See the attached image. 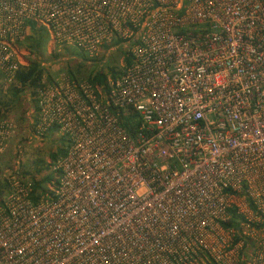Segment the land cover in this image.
Returning a JSON list of instances; mask_svg holds the SVG:
<instances>
[{
    "label": "built area",
    "instance_id": "obj_1",
    "mask_svg": "<svg viewBox=\"0 0 264 264\" xmlns=\"http://www.w3.org/2000/svg\"><path fill=\"white\" fill-rule=\"evenodd\" d=\"M28 22L88 58L119 39L131 62L107 90L43 79L30 131L66 152L36 202L4 174L0 264H264V0H0L2 89Z\"/></svg>",
    "mask_w": 264,
    "mask_h": 264
},
{
    "label": "rangeland",
    "instance_id": "obj_2",
    "mask_svg": "<svg viewBox=\"0 0 264 264\" xmlns=\"http://www.w3.org/2000/svg\"><path fill=\"white\" fill-rule=\"evenodd\" d=\"M26 32L22 42L16 46V51L25 64L32 58L25 48L27 45L26 37L31 31L28 28ZM65 48L72 50L69 47L57 48L51 42L49 34H46L37 60L49 78H54L58 74L69 76L67 73L70 72L72 77L84 80L88 74L97 70L104 72L107 67L120 70L123 65L124 49L121 44L112 47L111 50H103L96 56L95 61L83 62L80 67H76V63H80L82 59L74 54H68L65 52ZM4 92L5 89L0 86V99L9 100L10 95L4 94ZM3 114L4 118L13 122L14 129L0 150V185L6 172L10 174L18 172L21 178L26 180H41L50 174L52 167L49 159L58 156L60 151L65 149L66 143L56 132L45 134L40 138L32 136L30 130L35 111L30 96L25 92L21 93ZM42 187L49 191L52 188L50 184L45 182ZM39 196L42 197L43 194L39 193Z\"/></svg>",
    "mask_w": 264,
    "mask_h": 264
},
{
    "label": "trees",
    "instance_id": "obj_3",
    "mask_svg": "<svg viewBox=\"0 0 264 264\" xmlns=\"http://www.w3.org/2000/svg\"><path fill=\"white\" fill-rule=\"evenodd\" d=\"M28 28L31 31L30 34L26 37L27 45L25 46L26 50L28 51L29 55L32 57L30 60H28V63L22 66L15 74L14 82L10 85H8L5 88V93H8L10 95L9 100H1L0 99V119L4 118L3 113L8 110V108L13 104L14 100L18 98V96L25 92L27 93L33 103V109L36 112V106H35V95L36 90L40 87H42V82H50V78L45 75V71L43 70L42 66L40 65V62L37 60L40 52V47L42 46V43L45 41V36L47 34V30L42 26H37L33 22H28ZM121 43L119 39L113 41L111 43V47L118 46ZM70 48V47H69ZM72 50H69L65 48V52L68 54H74L78 56L82 61L79 63H76V67H80L83 62L90 61L93 62L96 60V58H88L86 57L80 50L76 48H72ZM55 56V55H54ZM122 62L123 66L128 65L131 60L129 55L124 52L122 55ZM121 70H115L113 67H107L106 70L103 72L101 70H97L95 72H92L88 74V76L84 79L85 82L89 83L91 86L97 85L102 90H107L106 85V79L107 78H114L115 76L119 75L121 73ZM69 76L68 78L71 80H79L74 77H72V74L69 72L67 73ZM44 79V81H43ZM82 80V79H81ZM118 121L120 123V126L128 133L129 135H136L138 133V127H139V121L137 119V116L130 112L122 113L120 110L116 111ZM56 132L55 127L49 128L42 136L45 134ZM57 133V132H56ZM41 136V137H42ZM65 143L67 147V141L64 137L60 136ZM65 149L61 150L58 156H53L49 159V163L52 167V171L50 174L43 177L41 180H27L30 184L28 197L32 202L38 201L40 198L50 195L49 190H45L42 187V184L48 183L50 186L55 187L58 183V171L54 169L55 162L58 158L62 157L65 152ZM17 176L21 178V176L17 172ZM24 179V178H21ZM26 180V179H25ZM7 183L5 180L1 182L0 185V198L2 196V193L7 190ZM3 190V191H2ZM39 193L43 196H39ZM229 214V220L222 224L223 227H229L234 224L235 219L237 216L235 215V211L233 208L228 210ZM201 258V262H198L197 264H213L210 259L204 255Z\"/></svg>",
    "mask_w": 264,
    "mask_h": 264
}]
</instances>
